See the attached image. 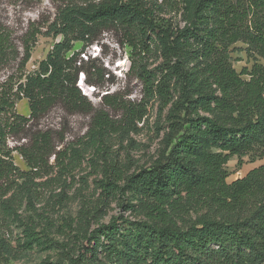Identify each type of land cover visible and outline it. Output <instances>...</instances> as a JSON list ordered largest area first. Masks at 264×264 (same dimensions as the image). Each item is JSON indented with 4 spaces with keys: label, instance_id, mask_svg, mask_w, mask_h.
<instances>
[{
    "label": "trees",
    "instance_id": "obj_1",
    "mask_svg": "<svg viewBox=\"0 0 264 264\" xmlns=\"http://www.w3.org/2000/svg\"><path fill=\"white\" fill-rule=\"evenodd\" d=\"M166 13L177 20L160 18ZM49 29L61 40L17 87L31 119L56 105L87 110L77 77L85 72L86 85L96 81L79 56L101 33L114 31L130 49L129 71L150 95L157 93L164 107L169 105L168 130L149 167L99 182L107 198L130 196L135 204L122 208L142 219L113 218L104 225L99 224L102 209H82L65 225L72 243L59 244L49 236L46 218L37 231L17 214L22 203L33 206L39 188L13 164L6 144L8 133L27 120L15 114L3 120L12 106L0 98V214L22 227L17 248L58 249L59 258L46 264H264V164L231 183L225 170L233 157L264 156V0H94L60 8ZM76 43L80 51L74 50ZM236 44L244 46L251 63L239 72L232 59ZM5 48L0 33V57ZM142 54L158 57L155 72L140 62ZM91 67L93 77H103ZM96 123L92 138L111 126L102 114ZM33 138H39L40 150L19 151L36 169L44 162L49 137L37 133ZM190 210L203 212L183 223L181 215ZM94 223L98 226L91 229ZM0 250L15 251L3 238Z\"/></svg>",
    "mask_w": 264,
    "mask_h": 264
},
{
    "label": "rangeland",
    "instance_id": "obj_2",
    "mask_svg": "<svg viewBox=\"0 0 264 264\" xmlns=\"http://www.w3.org/2000/svg\"><path fill=\"white\" fill-rule=\"evenodd\" d=\"M88 1L94 0H0V33L6 46L4 56L0 57V98L12 106L11 111L1 117L8 122L13 120L10 115L15 114L27 120L8 133L6 144L12 150L13 164L27 173L39 188V198L33 206L22 203L17 214L24 221H32L37 231L46 226V218L48 224L45 228H48L49 236L59 244L67 242L69 245L73 240L65 225L76 220L79 210L102 209L104 215L99 224L104 225L113 218L142 219L126 207L122 208L121 205L126 206L127 202L135 204L130 196L119 194L107 198L99 182L106 176L123 178L149 167L162 150L168 130L169 105L164 107L157 93L150 95L142 80L134 71H129L130 49L114 31L101 33L97 41L84 47L79 56L85 62L84 68L90 78L96 81L94 86H88L84 83L85 72H80L77 77V87L86 97L87 110L73 112L56 105L40 118H30L28 102L17 93V87L24 82L26 75L37 70L53 44L61 40L49 29L57 11L66 5H82ZM170 17L177 20L174 13L160 15V18ZM28 48L30 57L27 63H23ZM80 48L81 45L76 43L74 50L80 51ZM235 48L233 67L239 72L244 66L250 67L251 63L247 62L242 44H236ZM140 62L146 70L154 72L160 64L156 55L142 54ZM92 65L103 73L102 78L93 77ZM100 114L111 126L98 132L100 138H92L97 132L96 119ZM37 133L48 135V147L44 162L32 169L19 150L27 154L40 150V144L36 142L39 138H33ZM263 164L264 156L259 159L249 155L241 159L233 157L225 166L226 182L242 178ZM117 184L123 186L124 183L117 181ZM1 185L4 184L0 182ZM202 212L190 210L182 214L181 219L183 223L193 221ZM97 226L94 223L91 229ZM22 237V227L6 221L0 214V238L15 250L11 255L0 250V264H46L59 258L56 248L22 252L16 245Z\"/></svg>",
    "mask_w": 264,
    "mask_h": 264
}]
</instances>
